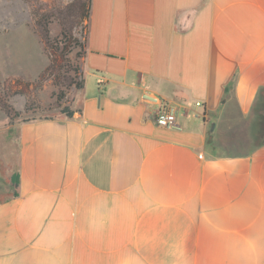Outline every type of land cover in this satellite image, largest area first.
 I'll use <instances>...</instances> for the list:
<instances>
[{
	"label": "crops",
	"instance_id": "0c3cea01",
	"mask_svg": "<svg viewBox=\"0 0 264 264\" xmlns=\"http://www.w3.org/2000/svg\"><path fill=\"white\" fill-rule=\"evenodd\" d=\"M80 69L14 124L0 264H264V0H91Z\"/></svg>",
	"mask_w": 264,
	"mask_h": 264
},
{
	"label": "rangeland",
	"instance_id": "374dc122",
	"mask_svg": "<svg viewBox=\"0 0 264 264\" xmlns=\"http://www.w3.org/2000/svg\"><path fill=\"white\" fill-rule=\"evenodd\" d=\"M73 0H0V105L11 107L8 118L0 110V200L15 191L12 159L15 147L14 124L21 120L38 117H56L61 108L69 106L77 88V80L69 67L51 74L39 76L48 66L45 53V36L49 39L60 36L62 25L70 28L74 35L81 36V26L73 23V16L67 12V4ZM67 55L73 63L75 51ZM78 61L81 67L82 59ZM49 72V73H50ZM61 75V76H60ZM57 76L60 80L57 82ZM30 81L26 94L16 93L9 97L3 94V86L15 85V80ZM63 94V98L58 96Z\"/></svg>",
	"mask_w": 264,
	"mask_h": 264
},
{
	"label": "trees",
	"instance_id": "16d2710c",
	"mask_svg": "<svg viewBox=\"0 0 264 264\" xmlns=\"http://www.w3.org/2000/svg\"><path fill=\"white\" fill-rule=\"evenodd\" d=\"M90 5L91 0H73L66 6L67 12L73 16V23L76 26H81V36L74 35L72 30L64 25H62L60 36L54 37L53 39H49L46 34L44 49L49 59V64L40 74V79H43L45 74H51L50 71H52L53 69L59 71L61 68L69 67V69L74 72L75 76H77V74L80 75L77 80H72L74 79L73 76L70 81H73L74 86L77 89H81L83 87L82 72L79 67L78 61L76 60L82 59L86 51ZM75 49L78 50L75 51L76 57L74 58L75 61L73 63L69 58H67V55ZM59 80L60 78L59 76H57V82H59ZM14 82L16 86L19 84H21L22 86H3V94L5 97H9L16 93L26 94L31 84L30 81H22L20 79H16ZM58 98L62 99L63 94L59 95ZM0 110H2L8 118H13L15 115H19L18 111L14 114H11V107L5 104L0 105ZM60 111L66 116H71L73 113V110L70 109L69 106H63ZM14 180L15 185H17V177H14Z\"/></svg>",
	"mask_w": 264,
	"mask_h": 264
},
{
	"label": "built area",
	"instance_id": "2783aa9c",
	"mask_svg": "<svg viewBox=\"0 0 264 264\" xmlns=\"http://www.w3.org/2000/svg\"><path fill=\"white\" fill-rule=\"evenodd\" d=\"M142 99L146 103H155L156 107L153 120L157 126L178 130L182 128V124L179 121L178 115L183 109V105L176 101L150 94L149 92H144ZM201 106V101H195L192 105V108L190 107L195 116H205L204 112L196 110Z\"/></svg>",
	"mask_w": 264,
	"mask_h": 264
},
{
	"label": "water",
	"instance_id": "95a60500",
	"mask_svg": "<svg viewBox=\"0 0 264 264\" xmlns=\"http://www.w3.org/2000/svg\"><path fill=\"white\" fill-rule=\"evenodd\" d=\"M211 127H213V124L211 125Z\"/></svg>",
	"mask_w": 264,
	"mask_h": 264
}]
</instances>
